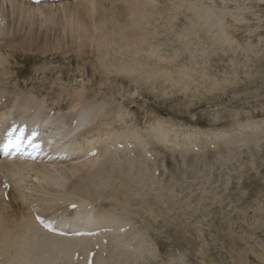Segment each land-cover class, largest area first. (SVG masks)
<instances>
[{
  "label": "rangeland",
  "instance_id": "rangeland-1",
  "mask_svg": "<svg viewBox=\"0 0 264 264\" xmlns=\"http://www.w3.org/2000/svg\"><path fill=\"white\" fill-rule=\"evenodd\" d=\"M152 1L155 10L161 14L145 22L144 27L157 31L154 35L157 39H152L149 43H154V46L157 43L159 55L173 57V63L177 66L187 65L199 71L204 69L209 76H217L221 80L228 76L235 81L223 84L224 87L213 92H206L203 87H193L187 96L177 90L168 91L164 95L162 87L151 89L148 85L135 86L130 83L117 86L119 94L115 98L102 85H98L100 88H95L94 91L89 90L86 101L92 99L100 103L106 102V110L110 111L115 105L121 107L124 118L119 120L120 123L119 117L116 118L115 123L109 125L111 129L120 127L126 134L128 129L134 133L144 131L141 136H146L145 148L155 152L153 155L149 150L144 153L145 174L141 177L143 182H140V187L143 197L156 204L157 213L164 211L165 214L151 215L139 204H133L131 209L124 210L131 220L124 229L129 231L130 228H136L133 231L137 230L141 234L135 239L134 236L125 237L133 246H139L140 251H134L130 264H264V0H194V3L211 11L215 18L209 31L186 38L178 37L185 23L187 25V18L180 9L174 8V0ZM181 10L186 12L184 7ZM164 17L175 19L172 29H163ZM6 18L5 31L0 34V45L3 43L1 39L7 37L9 30L10 22L7 16ZM62 20L63 17H60L59 22ZM10 27H13L12 24ZM214 27L224 28L229 37L219 40L221 35L214 34ZM58 28L60 30L61 24ZM159 30L163 33L158 35ZM60 33L61 37L64 36L65 49L68 51L67 33L62 30ZM50 34L51 39L57 36L53 30ZM169 35L171 37H167ZM31 43V47L22 49L24 54L21 59L15 58L9 50L0 51V74H3L0 75V85L8 90L3 95L2 102L11 97L9 101L12 103V95L20 98V95H26L29 90L36 94H41L43 90L47 102L45 109L36 110V119H42L50 111L48 101L57 103L60 91V104L66 105L77 91H84L92 81L85 80V76L77 78L76 82L68 81L74 74H83L78 68L86 63L73 50L67 54L58 51L42 55ZM22 69L24 72L19 75L18 71ZM196 77L199 78L198 75ZM61 80L64 82L61 83ZM135 100L137 102H133ZM33 111L34 109H15L10 120L30 115ZM65 111L67 115L70 113L69 109ZM50 112L49 115L56 118L64 113H57L56 110ZM153 117L158 118V121L154 122ZM63 118L59 122L66 125L69 118ZM149 119H152L151 126L150 123L146 125ZM161 119L164 125L157 124ZM8 123L9 121L5 126ZM117 123L119 127L116 126ZM142 125L147 127L143 129ZM167 126H173L176 132L175 140L170 144L161 143V135L154 134V130H158L156 128L164 131ZM192 133H197L198 136H191ZM226 133L228 136H225ZM121 136L124 137L122 134ZM76 139L75 142H78L75 145L85 144L82 137L77 136ZM102 139L95 138L94 149L102 146ZM128 146L132 147L125 145ZM115 148L111 147V150L114 151ZM117 148L121 151L118 153H122L124 145ZM131 152L130 158L134 156L132 150ZM148 153L154 160H150ZM77 157L86 160L92 158L89 154L86 156V153H80ZM122 163L117 166L118 172L128 169L124 160ZM133 175L131 172V177ZM114 176L110 180H114ZM81 179L82 177H77V181ZM75 180L68 179L66 186ZM111 185L112 181L106 189L110 190ZM137 198L139 200L140 195ZM77 209L86 212L91 210L93 213L98 210L96 206H91L60 211L65 213V217L71 218ZM110 210L121 212L115 210L113 204ZM99 227L106 228L101 225ZM107 244H104L105 256H108L110 249ZM96 246H99V252L102 243L98 242ZM200 251L204 252L203 255ZM84 259L86 260V256ZM80 261L82 260L75 263L80 264Z\"/></svg>",
  "mask_w": 264,
  "mask_h": 264
},
{
  "label": "bare ground",
  "instance_id": "bare-ground-1",
  "mask_svg": "<svg viewBox=\"0 0 264 264\" xmlns=\"http://www.w3.org/2000/svg\"><path fill=\"white\" fill-rule=\"evenodd\" d=\"M193 1L174 0V8L180 9V12L187 18V25L185 23L178 33L179 38L194 37V35L209 31L211 22L215 18L211 11ZM152 3V0H60L55 3L32 5L20 0H0V34L5 31L6 16L10 22L7 37L1 39L3 43L0 45V51L9 50L15 58L21 59L24 54L22 53L23 50L32 46L31 42L42 55L53 54L58 51L67 54L73 50L86 63L83 67L78 66L80 67L78 70L81 69L83 74H74L68 81L76 82L77 78L83 76H85V80L92 81V83L87 84L84 91H77L66 105L60 104L61 91L57 103L48 101L49 106H51H48L50 111L56 110L57 113L67 109L70 111L71 116L69 114L68 116L66 111L61 113L63 116L61 115L60 118H53V116L51 118L50 111L45 116L47 122L57 125L59 119L69 118L68 122L65 121L69 134L67 136L73 135L74 137L69 141L70 148L67 157L48 164L0 159V175L12 185L8 202L2 198L3 196H0V264H76L74 255L77 251L83 257H87L91 250H95L98 242L102 243V249L96 252L94 264H130L133 254L140 251L139 246H133L125 237L134 236L135 239L141 234L137 230L133 231L136 228H130L129 231L125 230V232L121 230L131 223L130 217L124 213V210L131 209L133 204H139L151 215L161 216L165 214L164 211L157 213L156 204L149 202L142 195L140 182L142 181L141 177L145 174L146 159L144 153L148 150L152 152L150 148H145L147 144L144 143V138L146 136L142 137L141 134L144 131L134 133L128 129L129 132L126 134V131L120 130L118 123L116 126L119 129H111L109 125L115 123L116 118L119 117L118 122L124 118L120 111L121 107L115 105L110 111L106 110L107 103L104 102L105 100H103L104 103L92 99L86 101L89 90L94 91L95 88L99 89L102 85L104 90L111 93L112 97L115 98L119 94L117 86L130 83L131 85L135 84V86L148 85L151 89L162 87L164 95L168 94V91L177 90L187 96L193 87L197 89L203 87L206 92H213L224 87L223 84L233 83L235 79L227 76L221 80L217 76H209L204 69L199 71L197 68L194 69L187 65L177 66L173 63V57L167 58L159 55L160 53L158 54V50H156L157 43L156 46L152 45L154 43H149L152 39H157L154 38L157 31H150L144 27L145 22H149L150 19L161 14L155 10ZM183 7L186 12L181 10ZM60 17H63L61 22H59ZM163 19H165L164 30L172 29L175 26L174 18L164 17ZM11 24L12 28L10 27ZM60 24V30L66 32L68 36V51L65 49L64 36L61 37L58 28ZM150 25L152 26V24ZM155 27L153 26V28ZM215 29L217 31L215 30L214 34L221 35L219 40H226L229 37V33L224 28L223 30ZM52 30L57 34L53 39H51L50 34ZM161 32L163 33L159 30L158 35ZM224 34L226 35L224 36ZM170 35L167 37H171ZM23 72V69L18 71L19 75ZM63 82L61 80V83ZM114 83L116 84L114 85ZM7 92L8 90L6 91L5 87L0 85V103L2 104H0V125L2 127H5L6 122L11 121L10 117L15 109L24 111L34 109L33 112L29 113L30 115H27L31 117L37 113L36 110L45 109L44 105L47 102L43 90L42 93L40 92L41 94L29 90L26 95H24V90V96L21 97L20 95V98L12 95V103L9 101L11 97L5 98L6 101L2 102L4 94ZM48 96L50 95L48 94ZM36 97L38 99H35ZM48 98L50 99V97ZM78 106H80L79 109ZM75 120H77V124L74 126ZM151 120L149 119L147 126L149 123L151 126ZM153 121H158V118H154ZM157 124L164 125V121L161 119ZM65 126L58 125V128L62 127L64 130ZM147 126L142 125V128ZM156 129L158 130H154V134L161 135V143L170 144L174 142L176 132H174L173 126L164 127V131H160V128ZM192 134L191 136H198L197 133ZM77 136L84 139V145H75L78 142H75ZM225 136L228 134L226 133ZM96 137L103 138L102 141L100 140L102 146L96 149L98 154L87 160L82 159L83 157H77L80 153H86L88 156L94 150L95 144L93 143H95ZM121 143L132 147L128 146L122 153H118L120 150L117 145ZM140 143L144 144L141 145ZM111 147L116 148L112 151ZM131 150L134 154L133 157L138 156L137 158L129 157ZM153 153L155 152L151 154L153 155ZM69 156H71V160L80 161L78 163L73 162L68 159ZM123 160L128 169L125 172H118L117 166H120ZM115 172L120 176L114 174ZM131 172L134 173L133 177H131ZM113 176L115 179L110 180ZM77 177H82V179L77 181ZM74 178L76 180L66 186L67 180ZM111 181V189L107 190L106 188ZM0 195H3L1 184ZM138 195H140L139 200ZM73 204H76L77 208L96 206L98 209L95 213L91 210L86 212L77 209L71 218L67 217L73 222H78L75 224L76 227H94L97 224L112 228V230L105 234L102 233L96 238L60 236L45 231L35 221L34 211H38L46 218L56 220L59 218L60 221L59 215L57 217V214L61 212L60 210L69 209L67 206ZM112 204L115 210L121 212L115 213L110 210ZM64 214L62 213V216H65ZM59 221L58 225L62 226L63 223ZM119 223L120 225H118ZM68 231L69 233L72 232V230ZM105 238L108 240V247H110L108 256H104L105 245L102 241ZM200 253L204 252L200 251ZM85 262L84 259L79 263L84 264Z\"/></svg>",
  "mask_w": 264,
  "mask_h": 264
},
{
  "label": "snow or ice",
  "instance_id": "snow-or-ice-1",
  "mask_svg": "<svg viewBox=\"0 0 264 264\" xmlns=\"http://www.w3.org/2000/svg\"><path fill=\"white\" fill-rule=\"evenodd\" d=\"M19 132L18 135L14 136V133ZM26 128L21 127L18 130L16 128H13L8 133V143L5 145L6 148H15L17 150H20L22 146L24 145L25 139H27L28 146L31 147L34 151L38 150L41 146L38 143H33L35 137L38 135L37 132L33 131L30 136L26 137Z\"/></svg>",
  "mask_w": 264,
  "mask_h": 264
}]
</instances>
